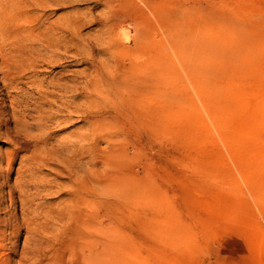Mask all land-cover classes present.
I'll list each match as a JSON object with an SVG mask.
<instances>
[{"label":"rangeland","instance_id":"1","mask_svg":"<svg viewBox=\"0 0 264 264\" xmlns=\"http://www.w3.org/2000/svg\"><path fill=\"white\" fill-rule=\"evenodd\" d=\"M72 1L43 10L0 0V264H75L69 212L80 222L92 215L108 264H264V0H152L159 16L208 42V64L194 77L178 50L156 120L118 125L98 142L104 153L125 150L121 169L143 189L94 190L91 211V190H72L64 173L89 127L83 114L60 118L74 98L69 111H85L86 94L59 88L89 73L103 7ZM68 19L82 22L83 53L54 32Z\"/></svg>","mask_w":264,"mask_h":264},{"label":"bare ground","instance_id":"2","mask_svg":"<svg viewBox=\"0 0 264 264\" xmlns=\"http://www.w3.org/2000/svg\"><path fill=\"white\" fill-rule=\"evenodd\" d=\"M37 1H39L38 6L43 10L66 2L69 4L75 2L74 0L73 3H70L71 0ZM84 1L103 7L101 14L93 17L94 23L100 26L102 32L98 39H95L96 53L91 51L87 58L89 73L82 74L81 83L76 82L73 86L60 85L59 90L77 95L86 94L81 100L85 105V111L79 109L69 111L73 106H78L74 98L63 105L65 115L60 118L63 122H67L68 113L83 114L85 124L89 127L87 133L76 134L83 144L79 147V154L70 152L71 157L67 161L72 162L73 169L64 173L72 183V190H91L87 196V209L91 211L94 207V190L143 189L141 179L121 169L125 150L111 146L110 151L104 153L105 151L99 150L98 142L111 140L116 132H121L118 130V125H142L145 122H154L158 112L156 104L160 83L162 78L167 80L174 78L173 57L177 56V51L179 50L180 55L192 65L190 69L193 75L196 72L204 74V68L208 64L206 57L209 44L201 37L195 39L188 29L183 33L172 14L159 16L160 13L156 6L154 7L152 0ZM137 1L143 5L138 4ZM66 21L54 24L58 27L54 32L64 34L62 38L64 43L60 44L66 47L69 45V48L74 46L83 53V48L75 41L82 22L77 19ZM33 28L34 26L32 33L38 32L39 28L36 26ZM45 38L50 37L45 36ZM139 111L142 113L140 114ZM60 112L62 113V110ZM69 146L74 147L72 144ZM60 154L61 151L57 150L52 155L58 157ZM84 155L87 161L80 168L78 166L80 156ZM97 159L100 161L101 169L95 168ZM77 172L83 173L82 176L77 178L75 175ZM76 196L77 194H72L71 199ZM69 216L73 218L70 234L75 241L80 242V245L76 244L77 246L72 247L75 241L70 238L71 249L67 251L76 258L74 261L77 263V259L81 256L88 264H93L98 256H102V264H108L109 253L104 251L100 254L98 247H94L92 215L86 216L81 222L77 214L74 216L69 212Z\"/></svg>","mask_w":264,"mask_h":264}]
</instances>
